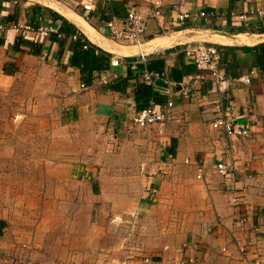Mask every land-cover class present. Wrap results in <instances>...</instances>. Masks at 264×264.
<instances>
[{
  "label": "crops",
  "instance_id": "obj_1",
  "mask_svg": "<svg viewBox=\"0 0 264 264\" xmlns=\"http://www.w3.org/2000/svg\"><path fill=\"white\" fill-rule=\"evenodd\" d=\"M178 1L95 0L87 19L79 11V0H0V24L6 26L0 32V135L39 121L34 127L47 133V139L54 135L64 143L73 139L80 151L89 144L94 148V142H103L105 132L107 137L110 133L127 136L128 143L135 146V154L140 155L115 159L116 166L125 167L106 179L121 180L125 188L119 193L114 187L108 196L133 197L143 188L148 198L141 213L156 212L151 209L152 200L157 198L161 208L172 209L171 218H149L147 223L159 231L139 240V254L150 258L143 264H167L183 257L192 258L188 264H264V0H183L173 8ZM53 2L79 14L105 41L126 50L100 45ZM156 2L160 13L155 16L151 11ZM132 9L148 19L145 44L157 37L182 35L147 55L148 66L161 62L160 71L168 69L174 81L199 73L209 76L182 52L184 43L193 40L216 45L219 67L226 75L250 77L249 84L233 83L219 96L237 125L248 130L246 136L227 135L212 127V105L217 97L212 94L210 79L198 86L200 97L195 92L183 94L178 88L167 95L161 88L149 86L160 101L171 99L174 118L162 125L132 124L134 113L156 100L140 92L145 84L140 82L143 64L138 62V47L111 40L104 27L106 21L123 18ZM179 13H188L189 17L179 20ZM240 14L245 17L240 18ZM9 23L49 26L53 31L46 36L29 31L21 37L8 27ZM198 29L207 34H245L255 41L221 43L211 34L197 39L193 30ZM86 48L93 51L98 67L82 68L71 62L75 52ZM116 56L121 63L112 66L110 58ZM112 74L108 83L99 79ZM126 138H122L123 144ZM79 155L76 174L91 180L94 191L101 190L97 181L104 178L106 162L93 155ZM218 161L231 166L227 175L215 171L213 165ZM201 163L206 170L197 178L196 164ZM232 197L240 205L232 203ZM244 198L249 208H244ZM241 213L248 215L247 224L240 222ZM115 217L121 219L120 215ZM0 222V264H34L27 248L31 245L9 235L2 215ZM68 246L61 240L44 263L142 264L130 263L128 257L132 254H83L77 247L69 250ZM37 263L42 261L38 259Z\"/></svg>",
  "mask_w": 264,
  "mask_h": 264
},
{
  "label": "rangeland",
  "instance_id": "obj_2",
  "mask_svg": "<svg viewBox=\"0 0 264 264\" xmlns=\"http://www.w3.org/2000/svg\"><path fill=\"white\" fill-rule=\"evenodd\" d=\"M193 32L199 35L197 39L204 38L202 30ZM115 47L126 50V47ZM146 48L148 43L145 50L149 51ZM29 124L31 127L0 135V215L6 222L9 235L31 245L27 248L31 251V262L34 264H39L38 259L45 264L49 251L59 248L61 240L69 245V250L77 247L83 254H132L128 260L134 262L130 263L140 261L143 264L139 240L143 236H154L159 231L152 227L154 224L147 223L149 218H171L172 209L161 208L157 198L152 200L154 206L151 209L156 212L141 213L148 198L143 195V188L133 197L108 196L114 187L119 193L124 192L123 181H108L106 177L125 167L116 166V158L140 155L135 154L134 144L128 143L127 136L110 133L107 137L105 132L103 142H94V148H90L92 144H89L88 148L83 147L80 151V145L76 146L75 140L64 143L58 135L47 139V133L34 127L39 125V121ZM122 138L128 140L126 144H123ZM77 153V157L82 153L85 157L93 155L106 162L104 178L97 181L101 190L94 191L91 180L76 174ZM246 201L241 202L244 208H249ZM131 209H134L133 215L128 212ZM119 215L121 219H115ZM243 215L240 214L239 220L247 224L248 215ZM179 236L180 231L175 234V237Z\"/></svg>",
  "mask_w": 264,
  "mask_h": 264
},
{
  "label": "built area",
  "instance_id": "obj_3",
  "mask_svg": "<svg viewBox=\"0 0 264 264\" xmlns=\"http://www.w3.org/2000/svg\"><path fill=\"white\" fill-rule=\"evenodd\" d=\"M79 5L84 11H91L94 9L95 0H79ZM183 0H179L178 3L173 4V8H177ZM160 4L154 3V8L151 11L152 15L159 14ZM257 12H261L257 10ZM204 15L203 12H200ZM189 17L188 13H179L178 19L183 20ZM240 18H244V14H240ZM148 19L138 11L132 9L123 18H112L105 22L106 35L113 41L122 44H132L138 47V62L143 64L140 70V82L153 88H161V92L164 94L171 95L175 88L181 91L183 94L195 92L198 93V86L205 81L210 79L212 81V94L217 98L214 99L212 108L215 112L214 119L212 121V127L217 130H223L227 135H243L248 134L246 128H242L235 122V117L232 113L222 106L219 96L229 91L230 86L234 84H249L250 77L248 75H239L231 77L225 74L224 70L219 67V52L214 43L207 41H193L184 43L182 52L188 61L192 62L196 68L200 71H207L208 77L204 74L189 75L182 81H174L169 74V70L164 68L161 71L149 69L147 67L148 58L146 53L143 52V45L145 44L143 37L146 32ZM5 24H0V32L5 29ZM19 36L25 37V33L31 31L38 36H46L49 32L53 31L49 26H39L33 28L29 25H22L19 23H9V26ZM110 63L112 66H118L121 63L119 57H111ZM114 77L112 74L108 77H102V83H108L109 77ZM81 87H86L84 83L80 84ZM264 91V86H263ZM174 118L173 114V102L171 99H166L163 103L157 104L156 102L150 101V103L134 113L131 118V122L134 126L148 127L151 125H162L165 122ZM215 171L222 175H227L231 171V166L223 161H218L213 165ZM206 170V165L203 163L196 164V177L201 178ZM232 203H237V198H231ZM117 219V217L115 218ZM243 219V218H242ZM243 224V222L241 220ZM143 263H149V256H141ZM192 258H180L178 260H172L167 264H188L191 263ZM255 264H259L258 261Z\"/></svg>",
  "mask_w": 264,
  "mask_h": 264
},
{
  "label": "bare ground",
  "instance_id": "obj_4",
  "mask_svg": "<svg viewBox=\"0 0 264 264\" xmlns=\"http://www.w3.org/2000/svg\"><path fill=\"white\" fill-rule=\"evenodd\" d=\"M51 3V2H50ZM49 3V4H50ZM54 4V2H53ZM55 6H57L65 15H67L69 17V19H72L73 21H75L79 26H81L83 28V30L86 31V33H88L89 37L91 39H93L94 41H96L97 43H99L100 45L106 47V48H110V49H114V50H118L117 47H115V45L110 44L109 42L105 41L95 30L94 28H91L88 23L86 22V20H84V18L82 16H80L79 14L77 15L76 13H73L71 10H67L64 7H61L59 5L54 4ZM96 33H94V32ZM213 31V30H212ZM211 31V32H212ZM214 32V31H213ZM98 34V35H97ZM178 34V33H177ZM181 34V33H179ZM183 34V33H182ZM209 34V33H208ZM207 32L204 33L203 35L204 37L206 35H208ZM214 40L221 42V43H233V42H254L255 40L252 37H249L245 34H222V33H212L211 34ZM195 37L199 36V35H194ZM179 37L178 35H172V37H157L154 38L152 40H150L148 42V48H146L147 50H155L157 48H160L163 45H167V44H171L173 42H175ZM207 37V36H206Z\"/></svg>",
  "mask_w": 264,
  "mask_h": 264
},
{
  "label": "trees",
  "instance_id": "obj_5",
  "mask_svg": "<svg viewBox=\"0 0 264 264\" xmlns=\"http://www.w3.org/2000/svg\"><path fill=\"white\" fill-rule=\"evenodd\" d=\"M79 11L87 18L89 19L90 16V11H84L82 9H79ZM128 12V11H127ZM24 42H28V41H25L23 40ZM71 62L74 63L75 65H79V66H82V68H90V67H98V64H97V60H96V57L93 53L92 50H90V48H86L85 50H83L82 52H75L73 55H72V58H71ZM190 62V61H189ZM149 63V62H148ZM192 63V62H191ZM163 66V65H162ZM161 66V62L157 61V62H154L152 63L150 66H148L147 64V67L149 69H152V70H156V71H160V69L162 68ZM140 92L141 94H143V96L145 98H148V97H151V96H154L155 98V102L157 104H161L163 103V101H160V99H158L159 95H157L156 93L154 94V92L151 91V88L148 86V85H143L141 88H140ZM1 223V222H0ZM2 224H0L1 226Z\"/></svg>",
  "mask_w": 264,
  "mask_h": 264
},
{
  "label": "water",
  "instance_id": "obj_6",
  "mask_svg": "<svg viewBox=\"0 0 264 264\" xmlns=\"http://www.w3.org/2000/svg\"><path fill=\"white\" fill-rule=\"evenodd\" d=\"M215 32L222 33V34H229V33H225V32H223V31H214V32H212V33H215ZM212 33H209L208 35H210V34H212ZM206 36H207V35H206ZM193 41H197V40H193ZM149 51H150V52H149ZM149 51H143V52L146 53V54H149V53L152 52V50H149ZM153 51H155V50H153Z\"/></svg>",
  "mask_w": 264,
  "mask_h": 264
}]
</instances>
